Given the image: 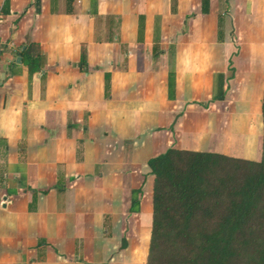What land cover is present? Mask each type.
Masks as SVG:
<instances>
[{
  "label": "crops",
  "instance_id": "1",
  "mask_svg": "<svg viewBox=\"0 0 264 264\" xmlns=\"http://www.w3.org/2000/svg\"><path fill=\"white\" fill-rule=\"evenodd\" d=\"M263 89L264 0H0V264H144L148 160L258 161Z\"/></svg>",
  "mask_w": 264,
  "mask_h": 264
},
{
  "label": "trees",
  "instance_id": "2",
  "mask_svg": "<svg viewBox=\"0 0 264 264\" xmlns=\"http://www.w3.org/2000/svg\"><path fill=\"white\" fill-rule=\"evenodd\" d=\"M19 55L30 74L40 69L38 45ZM80 60L84 65L83 54ZM260 116L258 161L175 149L148 160L152 211L144 264H264V89Z\"/></svg>",
  "mask_w": 264,
  "mask_h": 264
},
{
  "label": "water",
  "instance_id": "3",
  "mask_svg": "<svg viewBox=\"0 0 264 264\" xmlns=\"http://www.w3.org/2000/svg\"><path fill=\"white\" fill-rule=\"evenodd\" d=\"M35 6H38V0H35ZM17 60H19V58Z\"/></svg>",
  "mask_w": 264,
  "mask_h": 264
}]
</instances>
